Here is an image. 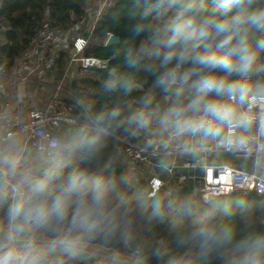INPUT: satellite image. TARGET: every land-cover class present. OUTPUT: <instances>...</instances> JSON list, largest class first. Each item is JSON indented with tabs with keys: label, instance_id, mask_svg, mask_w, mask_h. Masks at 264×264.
Returning <instances> with one entry per match:
<instances>
[{
	"label": "clouds",
	"instance_id": "9594fccd",
	"mask_svg": "<svg viewBox=\"0 0 264 264\" xmlns=\"http://www.w3.org/2000/svg\"><path fill=\"white\" fill-rule=\"evenodd\" d=\"M129 21L136 39L120 45L110 34L100 83L116 102L97 111L78 99L75 137L51 141L33 165L0 154V264H264V202L225 191L202 209L159 180L133 186L92 163L118 132L143 136L164 170L173 155L264 157V0H135ZM80 147L84 167L61 159ZM178 217L187 224L171 240L151 251L135 243L142 224ZM112 240L127 256L97 260L96 243Z\"/></svg>",
	"mask_w": 264,
	"mask_h": 264
},
{
	"label": "built area",
	"instance_id": "2783aa9c",
	"mask_svg": "<svg viewBox=\"0 0 264 264\" xmlns=\"http://www.w3.org/2000/svg\"><path fill=\"white\" fill-rule=\"evenodd\" d=\"M110 0H101L93 21L89 24L88 35L79 33L73 39L72 45L59 40L57 29L52 26L47 15L39 26L28 37L27 45L21 50L12 67V72L18 75L20 85L23 87L30 82L33 75L44 73L46 68L55 66V59L62 50L68 49L69 60L62 78L55 89L46 98L43 105L28 111L27 118L21 120L18 108H12L6 99L0 110V139L6 141L12 138H21L20 151L14 159L16 165L23 169L30 166L28 151L39 153L43 148L50 150L51 141H59V134L67 127L82 125L73 113L72 105L67 97L61 94L65 90V81L73 76L75 69L92 71L96 68L104 69L108 58H101L84 54L90 35L94 30L102 11ZM1 4V2H0ZM11 29L9 21L0 16V35ZM111 33H108L103 44ZM1 45V42H0ZM6 95L9 93L7 91ZM123 143L122 155L124 159L133 161L129 171L133 174L132 183L135 181L144 188L151 189L154 182H161V190L174 189L176 185L191 180L194 183L193 194H197L202 201L208 202L210 198L219 197L220 193L255 192L257 195L264 193V173L260 169L262 157H257L252 149H230L213 151L204 156H177L170 157V166L167 170L159 166L162 153L145 147V140L134 141L128 138L120 139ZM241 160L249 162L248 166L240 163ZM145 164V181L137 176V165ZM152 169V170H151ZM7 175V173H4ZM194 201H198L195 195ZM111 252L94 251L102 258ZM125 257L127 251L123 252ZM125 262H128L125 260Z\"/></svg>",
	"mask_w": 264,
	"mask_h": 264
},
{
	"label": "trees",
	"instance_id": "16d2710c",
	"mask_svg": "<svg viewBox=\"0 0 264 264\" xmlns=\"http://www.w3.org/2000/svg\"><path fill=\"white\" fill-rule=\"evenodd\" d=\"M87 3L88 0H2L0 4V16H4L11 25V29L5 33L8 42L0 45V52L5 53L8 58L3 65V69L8 70L11 68L14 58L19 54L21 49L27 45L28 37L39 26L46 15L52 26L68 27L75 22H80L86 16ZM134 6L135 0H110L102 11L90 35L89 44L86 46L84 54L108 58L110 60L111 51L116 44H103L108 33L118 35L120 37V45L134 42L136 38L131 32L129 21V15L133 11ZM80 29L83 30L85 35H88L89 28L86 27L85 23ZM20 31L28 34L21 42L17 40ZM69 56L68 49L60 51L55 59V64L58 67H64L69 60ZM76 71L82 73L72 79L71 88L76 91L74 94L68 95L67 99L72 105L74 115L83 123L84 117L82 109L77 103L78 99L90 100L95 105L96 110L99 111L115 103L118 94H105L101 89L100 83L104 75L103 69L96 68L89 72L77 68ZM145 87H147V85H145ZM81 126L82 125H76L70 127V130L69 127L65 128V130L59 134V141H69L73 139ZM121 138H128L134 141L144 140L143 136L137 138L118 132L106 139V147L103 155L98 158V161H93L92 163L93 166L99 167L107 165L105 174L114 172L117 175L124 174L130 178L129 164L122 155L124 143L120 140ZM83 153L84 148L80 147L70 155H63L61 159L67 161L72 166L84 167L85 162L81 159ZM38 155L39 153L32 155L29 160L30 165L37 162ZM45 167H47V165H45ZM145 168V164L141 163L137 165L136 174L142 181H145L147 178L145 175ZM174 190L184 194L187 188L181 183L176 185ZM191 198L193 200L195 199L193 197ZM227 198L242 199L255 206L264 202V193L262 195H257L253 191L248 193L234 192ZM198 204L202 209L208 207V203L199 199ZM186 224L187 218L183 217H181L177 224H172L168 220L142 224L139 227L138 238L135 243L142 244L145 251H151L158 242L166 239L171 240L175 232L182 230L186 227ZM172 246L174 247L175 245L173 244ZM95 249L101 252H111L114 249H120L122 252H126L122 249L120 242L117 240H112L107 244L98 241ZM95 257L97 260L103 259L97 255H95ZM125 264H128V262H125ZM150 264H161V262L152 260Z\"/></svg>",
	"mask_w": 264,
	"mask_h": 264
},
{
	"label": "crops",
	"instance_id": "0c3cea01",
	"mask_svg": "<svg viewBox=\"0 0 264 264\" xmlns=\"http://www.w3.org/2000/svg\"><path fill=\"white\" fill-rule=\"evenodd\" d=\"M100 1L101 0H88L86 6V16L80 22H75L68 27L55 26L58 34L60 35L59 40L63 41L64 39H66V41L70 42V44L72 45L73 39L77 37L79 33L85 35L83 33V30H81L80 28L84 23L86 27H88L89 24L93 21ZM27 35V33L20 31L17 40L21 42L25 37H27ZM0 42L1 45L8 42L6 34L0 35ZM19 54L14 58V62L11 68H9L8 70H4L3 65L8 58L5 53L0 52V110L3 107L4 101L8 99L12 108L19 109L21 120H25L27 118L28 111L43 105L46 98L55 89V86L62 78L67 63L62 68L58 67L57 65L50 66L49 68L45 69L44 73L33 75L30 82H28V84L23 87L19 83L18 75L12 72V67ZM76 70L77 69H75L74 72L75 74L71 77H68L65 81L66 88L65 90L61 91V94L65 97L72 93L74 94L76 91L71 88V81L74 77H77L82 73H78ZM5 91L9 93L8 96L6 95ZM21 138L22 137L12 138L6 141H2L0 139V154L10 155L15 159L20 151ZM28 155L29 157H32L30 151H28ZM240 163H243L246 166H248L249 164V162L245 160H241ZM260 169L264 173V157H262V164L260 165Z\"/></svg>",
	"mask_w": 264,
	"mask_h": 264
},
{
	"label": "rangeland",
	"instance_id": "374dc122",
	"mask_svg": "<svg viewBox=\"0 0 264 264\" xmlns=\"http://www.w3.org/2000/svg\"><path fill=\"white\" fill-rule=\"evenodd\" d=\"M34 154H36V152H31V155H34ZM132 176H133V174L130 173L131 180H132ZM134 184H136V186L143 187L142 185H140V182L138 183L137 181H135ZM183 185L187 188V191L182 195H184L186 197H193V198H195L193 196V195H195L197 199L201 200V198L197 194H193L194 183L191 180H187L186 182L183 183ZM180 219H181V217H178L175 222H172V221H169V222L172 224H177L180 221ZM94 251H96V249H94ZM97 251H100V250H97Z\"/></svg>",
	"mask_w": 264,
	"mask_h": 264
},
{
	"label": "water",
	"instance_id": "95a60500",
	"mask_svg": "<svg viewBox=\"0 0 264 264\" xmlns=\"http://www.w3.org/2000/svg\"><path fill=\"white\" fill-rule=\"evenodd\" d=\"M1 1L2 0H0V2ZM111 35H115L118 38V43L120 42V37L118 35L113 34V33H111ZM111 44H116V41L114 40L112 43H110V36H109L108 39H107V41H106V45H111ZM69 130H70V128H69ZM128 164L129 165H132V164H134V162L130 160V161H128ZM196 202L198 203V201H196Z\"/></svg>",
	"mask_w": 264,
	"mask_h": 264
}]
</instances>
